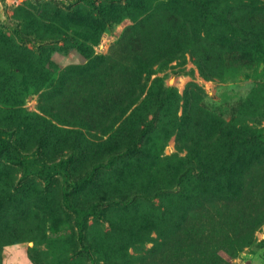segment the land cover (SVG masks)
<instances>
[{
    "label": "rangeland",
    "instance_id": "374dc122",
    "mask_svg": "<svg viewBox=\"0 0 264 264\" xmlns=\"http://www.w3.org/2000/svg\"><path fill=\"white\" fill-rule=\"evenodd\" d=\"M250 128L264 0H0V264H264Z\"/></svg>",
    "mask_w": 264,
    "mask_h": 264
},
{
    "label": "trees",
    "instance_id": "16d2710c",
    "mask_svg": "<svg viewBox=\"0 0 264 264\" xmlns=\"http://www.w3.org/2000/svg\"><path fill=\"white\" fill-rule=\"evenodd\" d=\"M244 140L247 141H255V142H264V132L261 130H255L250 128V132L247 133L245 136H243ZM229 142H231V140L229 139Z\"/></svg>",
    "mask_w": 264,
    "mask_h": 264
}]
</instances>
